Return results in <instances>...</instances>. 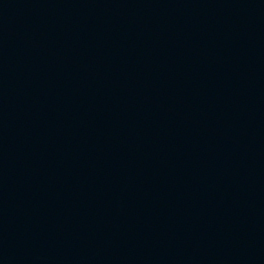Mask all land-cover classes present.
I'll return each mask as SVG.
<instances>
[{"label": "water", "instance_id": "water-1", "mask_svg": "<svg viewBox=\"0 0 264 264\" xmlns=\"http://www.w3.org/2000/svg\"><path fill=\"white\" fill-rule=\"evenodd\" d=\"M0 264H264V0H0Z\"/></svg>", "mask_w": 264, "mask_h": 264}]
</instances>
